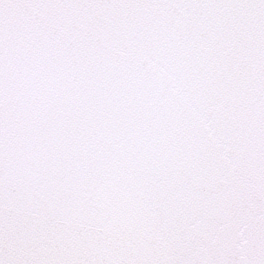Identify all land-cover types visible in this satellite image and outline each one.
<instances>
[{
  "label": "snow or ice",
  "instance_id": "obj_1",
  "mask_svg": "<svg viewBox=\"0 0 264 264\" xmlns=\"http://www.w3.org/2000/svg\"><path fill=\"white\" fill-rule=\"evenodd\" d=\"M0 264H264V0H0Z\"/></svg>",
  "mask_w": 264,
  "mask_h": 264
}]
</instances>
